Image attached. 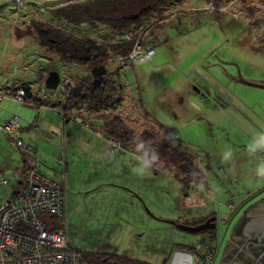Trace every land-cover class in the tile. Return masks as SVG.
Returning <instances> with one entry per match:
<instances>
[{"label": "rangeland", "instance_id": "obj_1", "mask_svg": "<svg viewBox=\"0 0 264 264\" xmlns=\"http://www.w3.org/2000/svg\"><path fill=\"white\" fill-rule=\"evenodd\" d=\"M86 1L0 0V63L9 84L30 86L34 97L50 92L62 101L59 87L46 90L48 75L66 74L74 81L89 74L87 67L64 63L43 49L35 22L99 44L139 31L70 23L59 13ZM209 2L213 9H205ZM164 16L150 60L120 69L116 85L123 101L101 113L81 111L91 118L68 113V131L77 142L67 145V160L40 156L38 165L65 181L64 231L71 248H101L147 264H194L196 248L208 255L203 264H232L242 239L235 229L239 218L264 211V88L243 83L264 85V0H173ZM28 31L30 37H22ZM119 66L112 55L106 70ZM45 114L61 125L60 113ZM115 115L133 130V143L144 142L138 136L148 130L156 133V142L187 147L204 183L185 186L182 175L175 176L157 156L138 171L137 157L151 153L112 147L98 126ZM2 149L14 160L0 172L9 180L0 185V204L17 187L13 168L21 156L14 144ZM209 215L216 218L213 230L189 233L172 224H196Z\"/></svg>", "mask_w": 264, "mask_h": 264}, {"label": "trees", "instance_id": "obj_2", "mask_svg": "<svg viewBox=\"0 0 264 264\" xmlns=\"http://www.w3.org/2000/svg\"><path fill=\"white\" fill-rule=\"evenodd\" d=\"M172 1L87 0L84 3H77L59 10L60 15L70 23L91 24L99 22L106 25L112 32L120 33L131 27L138 28L139 31L134 32L135 34L131 37L114 43L99 44L95 40L66 33L50 24L43 25L38 22L33 24L38 41L43 49L45 48L51 55L59 57L64 63L85 66L89 69L87 76L74 79V81L66 74L60 77L56 73H50L45 80L46 90L54 92L63 82V77L71 79L73 85L67 90L66 98L64 99V96H61L66 119H68V113H72V111L81 112L86 110L89 113H101L113 109L123 101V96L119 91L120 86L116 85V78L120 76L121 67L126 66H122L119 62L120 68L114 72H107L106 66L112 55L118 58L128 55L137 41L153 48L155 30L167 20L164 11ZM149 17L155 18V21L158 22H150ZM30 35L29 31L22 33V37H30ZM23 88L26 91L28 103L33 102L32 98L34 96L31 87L23 86ZM95 123L98 125L97 122ZM102 124V126L98 125L102 133L124 149L130 148L131 151L133 149V151L141 154L148 152L152 155L155 153L164 162L165 167L174 169L175 176L182 175L181 181L185 186H188L191 182H195L197 185L204 183L203 172L199 168L194 155L180 142L161 144L156 142L157 135L155 132L146 130L138 136L144 142L133 143V130L117 115L109 121H103ZM141 143H150V146L147 148L143 144V148L137 149V145ZM149 158L151 159V156L147 157V159ZM207 249L208 252L211 248L208 247ZM193 250L206 263V253L204 252L205 254L201 255L202 253L199 254L196 248H193ZM87 262L88 264H147L116 253H105L101 250L88 254Z\"/></svg>", "mask_w": 264, "mask_h": 264}, {"label": "built area", "instance_id": "obj_3", "mask_svg": "<svg viewBox=\"0 0 264 264\" xmlns=\"http://www.w3.org/2000/svg\"><path fill=\"white\" fill-rule=\"evenodd\" d=\"M205 9H213L212 4H207ZM153 55L152 47L137 41L119 62L122 66L137 64L149 61ZM72 85L70 78L63 77L59 93L64 99ZM2 100L28 103L23 86L9 84L7 80L0 87ZM60 112L64 115L63 106ZM82 124L88 127L87 121ZM18 129L17 117L0 120V132L13 140L20 152L33 155L32 149L18 138ZM0 184L6 185L7 180L0 177ZM64 201V190L59 182L47 178L33 165L25 166L17 191L0 204V264H88L87 255L99 250L89 247L79 250L68 245L64 231ZM199 258L195 254L194 264H203V259Z\"/></svg>", "mask_w": 264, "mask_h": 264}, {"label": "crops", "instance_id": "obj_4", "mask_svg": "<svg viewBox=\"0 0 264 264\" xmlns=\"http://www.w3.org/2000/svg\"><path fill=\"white\" fill-rule=\"evenodd\" d=\"M2 64L0 63V87L2 86V82L4 80H8L9 78L1 72ZM45 93V92H44ZM33 102L27 103V104H19V103H14L10 100H2L0 101V120H7L12 117H17L19 119V131H18V138L22 140V142L30 147L32 151L34 152L33 155L31 154H24L20 152V163L18 166L13 168L14 172V182L17 187H14L12 189L11 195L17 191L22 175V171L25 166L27 165H33V167L39 171L42 174H46V177H51L53 178L54 181L59 182L61 186L63 187L64 190V197H65V186H64V179L62 182H60L59 178L57 175H51L52 171L50 169H46V167H43L42 171V166H39L38 163L40 162L39 157L40 156H45L48 159L50 158L51 160H58L59 162H63V158L66 155V148L67 145L71 146L75 142H77L74 137L72 136V133L68 131V120L66 119L67 117L65 114H61L60 109V103L61 100L59 97L54 96L53 93H47L42 97H33ZM46 111H53V113H60L61 114V125H58L57 123L55 124L54 121L47 120V115L45 114ZM73 114H82L81 112L78 111H72ZM41 114H43L41 116ZM85 115L86 114H82ZM87 117V116H86ZM53 118V117H52ZM54 119V118H53ZM84 127V126H83ZM87 128V127H86ZM97 136H102L100 131H95ZM95 142H104L106 143V147L110 145L109 140L104 141V140H96ZM117 142H112L111 145L112 147H115L116 149H124L123 147H120L119 144L118 146L116 145ZM7 144H14V141L11 139H7L1 132H0V172H2L3 169L9 168L10 164L13 163L12 158H10L7 153H1L5 149H2L4 146ZM72 147V146H71ZM88 147L92 148L94 147V144L91 142L89 143ZM68 151V149H67ZM50 152H52V155L50 156ZM61 152V154H60ZM61 155V157H59ZM2 156V158H1ZM57 156V157H56ZM66 158V157H65ZM46 159V158H45ZM62 159V160H61ZM47 160V159H46ZM67 160V158H66ZM65 170L67 169V162H65ZM46 170L48 172H46ZM54 174V173H52ZM55 176L57 178H55ZM1 178H4L0 174ZM47 177V178H48ZM7 180V184L9 185V180L7 178H4ZM2 185V184H0ZM5 186V185H3ZM10 195V196H11ZM5 199L4 202H6L9 198ZM3 202V203H4ZM64 215H65V206H66V197L64 201ZM2 203V204H3ZM253 215H246L244 216L245 218H248ZM240 219V218H239ZM202 219H198L200 221ZM194 221V220H193ZM196 221V222H198ZM180 222V221H178ZM183 223V222H181ZM187 224V223H186ZM96 248V247H92ZM97 250H101L102 252L103 249L101 248H96ZM106 253V252H105Z\"/></svg>", "mask_w": 264, "mask_h": 264}, {"label": "flooded vegetation", "instance_id": "obj_5", "mask_svg": "<svg viewBox=\"0 0 264 264\" xmlns=\"http://www.w3.org/2000/svg\"><path fill=\"white\" fill-rule=\"evenodd\" d=\"M231 79H234V77ZM264 208V207H263ZM259 215H264L263 213ZM212 215L207 216L203 221ZM245 216V215H244ZM244 216L240 217L236 224V232H240V241H238L239 245L237 246V251L234 253L232 258V264H264V235L262 233L255 234V229H251L248 231L246 228L247 221L253 217L245 218ZM197 223V224H199Z\"/></svg>", "mask_w": 264, "mask_h": 264}, {"label": "water", "instance_id": "obj_6", "mask_svg": "<svg viewBox=\"0 0 264 264\" xmlns=\"http://www.w3.org/2000/svg\"><path fill=\"white\" fill-rule=\"evenodd\" d=\"M243 83L246 85H250V86H257V87L264 88V85L254 84V83L247 82V81H244ZM215 219H216L215 216H210L204 222L196 224V225L175 223V222H172V224H175L182 231H186L189 233H196L200 231L215 229L216 228ZM246 228L248 231L250 230V228L255 229V234H258L260 232L264 235V215L251 217L247 221Z\"/></svg>", "mask_w": 264, "mask_h": 264}, {"label": "clouds", "instance_id": "obj_7", "mask_svg": "<svg viewBox=\"0 0 264 264\" xmlns=\"http://www.w3.org/2000/svg\"><path fill=\"white\" fill-rule=\"evenodd\" d=\"M143 147H144L143 143L137 145V149H141ZM137 159L140 160V165H139V168L137 170L142 171L148 167V165L151 163V160L156 159V155H155V153H153L151 156V159H147L144 157H137ZM261 174L264 175V168L261 169Z\"/></svg>", "mask_w": 264, "mask_h": 264}]
</instances>
